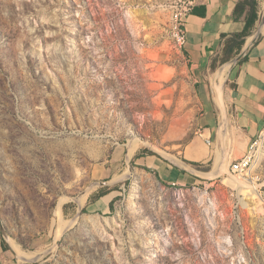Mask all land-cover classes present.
<instances>
[{"label":"rangeland","instance_id":"1","mask_svg":"<svg viewBox=\"0 0 264 264\" xmlns=\"http://www.w3.org/2000/svg\"><path fill=\"white\" fill-rule=\"evenodd\" d=\"M185 8L0 0V220L26 256L7 244L0 264H264V130L245 175L229 151L220 176L183 184L149 152L185 163L195 138L207 157L188 167L217 170L223 160L196 122V87L174 34ZM128 147L131 176L96 186L80 205L91 184L128 174ZM105 187L116 190L92 202Z\"/></svg>","mask_w":264,"mask_h":264},{"label":"crops","instance_id":"2","mask_svg":"<svg viewBox=\"0 0 264 264\" xmlns=\"http://www.w3.org/2000/svg\"><path fill=\"white\" fill-rule=\"evenodd\" d=\"M191 4V10L185 17L186 41L182 48L199 101L196 122L205 136L214 138L212 151L217 156L222 155L218 131L223 116L217 94V82L220 81L217 70L221 66L224 68L228 63L220 62L223 56L224 35L244 30L250 6L245 0H191ZM240 4L237 11L236 8ZM246 56L247 59L236 64L231 71L229 67L227 70L224 69L222 80L225 81L224 99L228 111L226 153L230 151L237 157L244 156L251 140L257 138L264 130V31L258 41L249 48ZM214 62L217 64L215 69L212 67ZM190 146L192 148L190 161H202L207 157L201 152L205 149L200 147L195 138L192 139ZM153 159L155 165L162 168L167 179H178L183 184L198 180L197 176L184 172L182 168L160 157ZM169 164L173 168L169 169ZM161 175L159 174L160 177ZM3 253H6V248L1 239L0 255Z\"/></svg>","mask_w":264,"mask_h":264},{"label":"water","instance_id":"3","mask_svg":"<svg viewBox=\"0 0 264 264\" xmlns=\"http://www.w3.org/2000/svg\"><path fill=\"white\" fill-rule=\"evenodd\" d=\"M263 28H264V15H263V18H262L259 26L255 30V32L248 38L247 43H246L245 47L243 48V50L235 58H233L231 61H229L224 66V69L229 67L230 71H231V69L236 64H238L247 55L249 48L254 43H256L258 41V39L260 38V36L263 32ZM224 87H225V81L221 82L220 85L217 87L218 99H219V102H220L222 110H223V121H222L220 128H219V131H218L219 138H220L221 145H222V159L223 160L220 162V165L217 168V170H206V169H202V168L188 167V163L186 161H185V163H183L184 161L181 163L177 157H174L173 155H170L169 153H167L165 151H161V150H158L155 148H151L152 151L154 153H156V155L159 156L160 158L170 162L173 165H176V166L186 170L187 172H189L190 174H192L194 176L201 177V178L220 176L222 173V165L225 162L224 160H225V156L227 154L226 153V139H227V135H228V111H227V106H226V102L224 99ZM147 145H149V144H147ZM130 153H131V147H128L127 153H126V161H127V165L129 168L128 174H125L124 176H122L118 179L100 181V182L91 184L86 190H84L79 196H77L75 198L79 202L80 205L82 203L81 200H82L83 196L85 194H87L88 192H90L92 189H94L96 186H114L120 182H123L124 180H127L131 176V174L134 172V166L132 164ZM80 214H81V211H79L78 215H80ZM75 219L72 220V223ZM0 230H1V233L4 236L5 241L8 244V246L11 249L15 250V254L18 257H22L24 259L25 257L16 251V249L13 245V242L11 240V237L8 234V232L6 231V228L4 227L2 220H0Z\"/></svg>","mask_w":264,"mask_h":264},{"label":"trees","instance_id":"4","mask_svg":"<svg viewBox=\"0 0 264 264\" xmlns=\"http://www.w3.org/2000/svg\"><path fill=\"white\" fill-rule=\"evenodd\" d=\"M245 3H248L250 6V12L246 17V25L243 31L237 32L231 35H224V49H223V56L220 59L221 64H225L229 61H231L233 58H235L242 50L244 44L247 41V38L251 36L258 24V21L260 19V12H259V1L258 0H245ZM240 5L237 6L236 10L238 11L240 9ZM195 13V10H194ZM197 13V11H196ZM247 59V56L244 57L240 62ZM217 66L216 62L212 64L213 69H215ZM151 155H156L153 151H149ZM189 164L202 166L203 164L198 162H193L190 160H185ZM184 172L186 170L182 169ZM159 176V174L157 173ZM116 187V186H115ZM115 187H105L101 191H99L92 202L98 201L103 196L111 193L112 191L116 190ZM113 201L110 202V208L113 209ZM5 248H7L6 243L4 242Z\"/></svg>","mask_w":264,"mask_h":264},{"label":"built area","instance_id":"5","mask_svg":"<svg viewBox=\"0 0 264 264\" xmlns=\"http://www.w3.org/2000/svg\"><path fill=\"white\" fill-rule=\"evenodd\" d=\"M184 3L186 4L185 12H181L180 16H178L176 20V27L174 30L175 37L179 44H185L186 41V30H185V17L186 14L191 10L192 4L191 0H184ZM201 135H204L202 131H199ZM204 141L207 145L212 144V137L211 136H203ZM257 140L252 142L249 146L248 153H246L244 156L235 159L232 164L231 168L234 172L239 173L241 175H245V164H247L249 158L253 154V151L255 147L257 146Z\"/></svg>","mask_w":264,"mask_h":264},{"label":"bare ground","instance_id":"6","mask_svg":"<svg viewBox=\"0 0 264 264\" xmlns=\"http://www.w3.org/2000/svg\"><path fill=\"white\" fill-rule=\"evenodd\" d=\"M182 45H183V44H182ZM222 80H223V78L220 80L219 84L217 83V87L220 85V83L222 82ZM222 129H223V128H222ZM220 156H221V155H220ZM218 158H220V157H218ZM220 159H221V158H220ZM217 160H219V159H217ZM225 164H226V163H224V164L222 165V169H223V170H225V168H224V167H225ZM226 167H227V166H226ZM249 186H250V185H249ZM249 186H248V187H249ZM251 191H256L254 185L251 186ZM59 217H60L59 219H61V218L63 217L62 214H61ZM64 221H65V220H64ZM61 222H62V220H61ZM61 222H60V223H61ZM57 224H58V223H57ZM59 227H60V229H61V228H63V225L60 224ZM61 230H62V229H61ZM61 230H60V231H61ZM56 233H57V231H56ZM24 256H25V254H24ZM25 257H26V256H25ZM27 257H28V255H27Z\"/></svg>","mask_w":264,"mask_h":264}]
</instances>
